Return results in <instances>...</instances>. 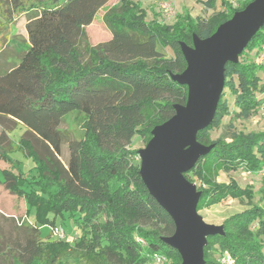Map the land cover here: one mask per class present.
<instances>
[{
  "label": "trees",
  "instance_id": "16d2710c",
  "mask_svg": "<svg viewBox=\"0 0 264 264\" xmlns=\"http://www.w3.org/2000/svg\"><path fill=\"white\" fill-rule=\"evenodd\" d=\"M108 1L0 0V33L25 14L28 46L18 63H0V159L9 164L0 170V184L32 214L22 223L24 243L4 242L0 264H147L154 254L163 255L164 264H180L179 253L161 240L174 223L143 184L132 140L139 136L146 144L151 129L174 114L172 105L186 101L187 87L171 78L186 67L179 43L190 45L192 34L210 36L252 0L237 7L221 0L223 9L207 19L184 13L170 23L148 21L138 2L120 0L102 16L111 38L92 45L84 27ZM196 1L209 8L216 3ZM262 50L264 25L239 61L225 64L215 117L197 132L198 142L212 144L184 174L200 182L198 211L227 198L252 200L251 187L218 182L220 172L262 171L264 192V129L236 131L231 141L211 137L224 117L245 119L264 105V63L255 59ZM249 53L254 57L244 59ZM71 114L78 135L61 126ZM19 125L25 129L13 141L8 134ZM64 144L66 164L59 159ZM18 152L33 164L30 177L12 156ZM65 216L79 230L73 243L41 236L42 226ZM222 225L224 235L207 236L204 264H221L223 252L233 264H264V205L251 204Z\"/></svg>",
  "mask_w": 264,
  "mask_h": 264
},
{
  "label": "water",
  "instance_id": "95a60500",
  "mask_svg": "<svg viewBox=\"0 0 264 264\" xmlns=\"http://www.w3.org/2000/svg\"><path fill=\"white\" fill-rule=\"evenodd\" d=\"M264 25V0H252L205 38L192 34L180 42L185 69L172 80L187 87L186 101L172 105L174 114L151 129V138L137 150L139 174L149 194L174 223L171 235L161 237L180 255V264H204L207 236L224 235L223 225L207 223L197 210L201 191L185 177L211 145L197 132L213 121L225 82V64L239 55Z\"/></svg>",
  "mask_w": 264,
  "mask_h": 264
},
{
  "label": "rangeland",
  "instance_id": "374dc122",
  "mask_svg": "<svg viewBox=\"0 0 264 264\" xmlns=\"http://www.w3.org/2000/svg\"><path fill=\"white\" fill-rule=\"evenodd\" d=\"M140 4V6L147 13V20H151L157 17L159 20L170 23L176 14H189L192 18L207 19L214 13L223 9L222 1L216 0L215 7H206L202 2L196 0H132ZM205 1V0H202ZM234 7H237L242 0H226ZM120 0H109L103 7L99 8L96 12L93 21L84 27L87 38L90 44L95 45L101 42L108 41L111 38L109 30L104 25L102 16L104 12L112 5H117ZM7 5L4 4V9ZM9 8V7H8ZM17 16V15H15ZM27 16L20 14L15 17L14 21L7 26L0 33V63L3 61L10 63H18L20 55L23 51L27 50V33L26 25ZM167 56H171L172 53L169 49L163 51ZM253 53V52H252ZM252 53L244 56V59H251L254 57ZM256 61L264 63L263 50L255 58ZM4 62V63H5ZM264 79V74L262 76ZM230 104H232L231 97L228 95ZM233 109V107H231ZM63 128H68L79 134L80 127L79 122L75 121V114L68 116L64 123L61 125ZM24 127L19 125L8 136L11 140L17 141L20 135L24 131ZM264 129V105L261 108L253 112L248 118L238 119L233 117H224L220 126L211 131L212 139L221 138L225 141H231L233 139V133L236 131L242 132H254ZM1 130V128H0ZM145 144L139 136H136L132 140L131 147L134 149L143 148ZM15 158H19L23 164V170L27 177H30L34 170L33 164L29 159H25L21 156V153H16ZM68 158L67 147L64 144L62 146L61 155L59 159L63 164H66ZM136 164L140 163L139 157L134 160ZM3 167L8 168L9 164H1ZM263 172H249L244 168H240L236 171L229 173L220 172L217 181L227 183L229 180H234L240 187H251L253 191V198L250 202L247 200L231 199L227 198L222 202L211 206L208 209H202L199 214L203 220L210 224L220 225L222 221L230 214L241 212L244 209L253 205H264V192H262V177ZM193 183L196 187L200 182L190 174ZM24 215L29 220H32V214L27 213V204L23 199L10 194L3 185L0 186V255L3 253L5 247L3 243L6 242L10 247H16L22 245L27 238L28 230L24 228L23 224L28 223L27 220L21 222ZM18 220H17V219ZM20 222V223H19ZM23 223V224H22ZM56 226L63 228L65 235L64 239L73 243L79 236V230L74 226L73 222L65 216L64 219H57ZM41 236L43 238L54 239L51 234L49 226H42L40 228ZM147 264H158L152 259Z\"/></svg>",
  "mask_w": 264,
  "mask_h": 264
},
{
  "label": "built area",
  "instance_id": "2783aa9c",
  "mask_svg": "<svg viewBox=\"0 0 264 264\" xmlns=\"http://www.w3.org/2000/svg\"><path fill=\"white\" fill-rule=\"evenodd\" d=\"M24 220H27V222H30V220L27 218L26 215H24L23 219H21V222ZM49 228H50L51 234L56 239H64L65 232H64L63 228H61L59 226H53V227L49 226ZM142 244H144V242H142ZM152 260L155 263L164 264L165 257L161 254H154L152 256ZM218 260L221 264H233V259L231 258V256L227 252H223L221 255H219Z\"/></svg>",
  "mask_w": 264,
  "mask_h": 264
},
{
  "label": "crops",
  "instance_id": "0c3cea01",
  "mask_svg": "<svg viewBox=\"0 0 264 264\" xmlns=\"http://www.w3.org/2000/svg\"><path fill=\"white\" fill-rule=\"evenodd\" d=\"M12 156H13L14 158L17 157V156H16V153H14ZM17 159H19V158H17ZM5 163H6V162H4L3 160L0 159V170L6 169V167H3V166L1 165V164H5ZM1 185H2V184H0V186H1Z\"/></svg>",
  "mask_w": 264,
  "mask_h": 264
}]
</instances>
